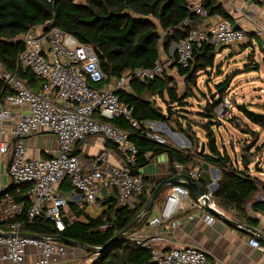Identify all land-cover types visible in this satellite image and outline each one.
<instances>
[{"label": "built area", "instance_id": "2783aa9c", "mask_svg": "<svg viewBox=\"0 0 264 264\" xmlns=\"http://www.w3.org/2000/svg\"><path fill=\"white\" fill-rule=\"evenodd\" d=\"M243 1L249 3L256 0ZM192 3L193 12L207 19L208 10L200 0H193ZM251 13L257 24V33L264 36V23L259 22L257 9L252 8ZM191 22L188 17L184 24ZM245 37L244 29L219 20L209 28L192 31L176 43V64L188 67L195 46L209 43L218 50L237 44ZM20 40L24 46L18 58L20 67L31 71L43 83L39 90H34L17 74L6 69L1 73V78L12 89V93L0 100L1 136L6 132L5 124L15 117L14 111L19 109V113L11 132L12 139L1 141L0 153L12 152L9 175L17 184L27 186L30 202L18 201L14 195L0 197V216L8 222L7 230H0V246L7 247L3 258L14 264H24L29 247L38 249L39 258L35 264H55L70 251L76 255V247L48 237L22 236L21 223L16 219L25 213L29 219H34L46 211L57 230L63 231L68 198L57 190V186L65 179L70 180L74 191L88 204H96L108 191L116 192L120 206L134 208L141 203L143 194L152 190V182L135 168L139 148L130 139V132L112 121L123 118L132 129L166 144L167 140L159 133V123L150 120L139 122L133 116V108L121 102L119 92L131 90L130 82L135 78L150 80L162 75L167 66L159 59L152 67L127 71L109 83L94 48L59 27L37 26L22 34ZM233 106L232 98L225 95L215 106L216 119L228 120ZM41 129L56 136L58 153L50 158H29L25 140ZM91 135L101 136L116 145L124 163L111 161L108 149L88 159L75 153L76 144ZM145 156L148 159L149 153ZM192 167L191 164H175L179 171H191ZM190 176L198 178L199 174L191 171ZM206 196L213 211L202 199L193 203V207L205 212V221L209 225L219 218L227 220L236 216V210L218 205L212 192H206ZM189 198L191 190L188 187L172 185L160 214L149 219L148 224L158 226L170 221L181 201ZM237 227L246 230L242 223H238ZM130 239L149 249L151 260L156 264H211L208 254L198 247L164 249L156 245L160 241L157 237L145 240L134 235ZM249 244L264 252V244L257 237H251ZM96 255L90 257L86 264H91Z\"/></svg>", "mask_w": 264, "mask_h": 264}, {"label": "trees", "instance_id": "16d2710c", "mask_svg": "<svg viewBox=\"0 0 264 264\" xmlns=\"http://www.w3.org/2000/svg\"><path fill=\"white\" fill-rule=\"evenodd\" d=\"M192 1L84 0L78 3L74 0H0V64L25 80L33 89L39 90L42 82L31 71L23 70L18 62L19 54L24 48L20 36L37 26L46 25L47 28L56 26L94 48L101 69L107 74L109 83H112L127 71L154 66L156 61L161 59L162 51L168 53L173 43H179L192 31L202 29L200 25H203L206 19L193 12ZM200 2L208 10V17H220L219 20L228 21L238 28L234 17L225 9L223 2L220 0ZM256 2L264 4V0H256ZM188 17L192 22L185 25L184 21ZM217 53L213 44L203 43L199 47L195 46L188 67L177 66L174 59L177 55L174 53V62L170 65L172 69L177 68L179 75L185 78L187 90L183 93L179 92L176 78L165 70L162 75L154 79H133L130 82L131 90L119 92L120 100L133 108V116L139 122L150 120L164 122L170 126L174 124L177 130L185 133L180 117L176 121L180 128L176 123L170 122L176 111L173 107L177 105L182 111L193 113L186 108L191 105L187 100L196 97V89L200 90L197 79L201 72L206 73L215 67ZM260 69L261 63L250 62L246 65L245 71ZM231 82L232 78L228 77L216 85V90L219 91L218 99L208 98L201 92L205 95L206 105L204 111L197 114L207 121L196 123L207 132L209 153L200 152L201 145L196 147L199 139L193 130L186 133L190 137L192 146L195 144L194 139L197 138L194 152L191 148L181 150L168 143L161 144L154 141L146 137L142 131L132 129L128 121L123 118L114 119L112 123L130 132V139L139 148L135 166L139 170L152 158L164 153L168 155L172 177L178 174L176 163L191 164L195 162L196 157L219 168L221 177L218 188L213 193V199L222 207L236 210L238 222L253 228L258 227L260 223L259 219L253 217V213L264 215V197H262L264 180L253 176L249 168H239L226 147L221 149L218 146L212 129V125L217 123L215 106L227 94ZM34 85L36 87H33ZM10 93H12L10 86L0 78V100ZM159 99L164 103L165 108L158 104ZM239 110L249 122L264 129V114L251 111L244 104L239 105ZM178 115L186 117L185 114ZM185 125L190 128V124ZM249 147L251 150L254 146ZM263 148L264 146L257 151H262ZM146 153H149L148 159ZM244 157L243 163L246 165L249 157L247 154ZM203 184L206 188V184L204 182ZM154 187L152 186L151 189ZM258 193L261 194V199L256 197ZM14 196L18 201L27 200L25 196L19 197L16 194ZM148 196V192L143 194L141 203L134 208L120 206L117 197H110L103 202L104 208L96 216L86 211L87 205L79 211L73 208L76 219L72 221L65 217L66 227L63 231L57 230L46 211H42L34 219H29L25 213L16 220L21 223V233L43 237L61 235L90 246L103 247L137 217ZM150 213L132 232L120 238L104 252L97 254V258L91 264H156L151 260L149 249L130 239L133 233L148 222ZM7 228L8 222L0 216V230ZM258 240L264 244L263 240L260 238ZM86 253L87 257H94L92 252L86 251Z\"/></svg>", "mask_w": 264, "mask_h": 264}, {"label": "crops", "instance_id": "0c3cea01", "mask_svg": "<svg viewBox=\"0 0 264 264\" xmlns=\"http://www.w3.org/2000/svg\"><path fill=\"white\" fill-rule=\"evenodd\" d=\"M220 1L223 2L225 9L234 17L235 25H237L238 28L245 30L246 37L244 39L245 41H243L249 46H251V43L252 46H254L255 44L251 38L253 35H256L258 36L260 42H262V48L264 50V36L257 33V24L254 20L253 14L251 13L252 8H256L258 11L259 22L264 23V4H259L256 1L245 3L243 0ZM219 19L220 17L217 16L208 17L206 20H204L203 25H200V28H209L218 22ZM174 53L175 49L172 51V48L168 53L162 51L161 59L164 62H170L171 64ZM4 69L5 68L0 64V78ZM40 81L43 83L42 80ZM33 87L36 86L34 85ZM14 113L15 117L13 120H10L5 124L6 132L2 136L0 135V143L2 140L12 139L11 132L16 125L15 121L19 113V109H16ZM158 123L160 125L159 133L166 138L168 144L176 149L182 150L191 148L193 152L196 150L197 146L195 144L197 142V138L194 139L195 144L192 146L190 137L187 135V133L177 130L174 124L171 125L170 131L169 129L165 128L167 123ZM167 132L169 133V136L167 135ZM196 136L199 139L198 142H200L201 138L197 132ZM25 143L27 148V156L29 158H50L55 156L59 149L56 136L45 129H41L39 132L28 136L25 140ZM105 149L110 151L111 161L118 164L124 163V158L120 149L101 136L91 135L78 142L75 146V153L84 159H88L96 156ZM12 157L13 154L11 151L5 154L0 153V197L16 194L19 197L25 196L27 198L25 201L29 203L30 198L27 192V186L17 184L9 175L8 171ZM246 164L247 165L244 166H247L246 168H249V172L251 173L253 169L248 165V162H246ZM191 165L193 166L191 171H193L195 174H199L198 178L193 179L200 181L202 184L204 182L206 184V192L214 193L218 188V181L221 177L220 169L199 157H196L195 162L191 163ZM198 165L200 170L196 171L195 168ZM254 168L258 171L259 175H255L253 173L251 174L263 179L262 175H264V163L263 166L261 165L260 169H257L256 166ZM176 170L178 173H187L189 175L191 172L190 170ZM140 171L151 180L152 186H156L163 179L172 177L171 165L166 153L152 158L151 161L145 167L141 168ZM57 190L64 193L68 198L66 217L72 221L76 219L74 214L75 209L79 211L84 205H87L88 208V206H95L100 202L103 210V202L105 200L109 199L110 197H117L115 191H108L105 193V197L98 200L96 204H88L87 202L80 199V195L74 191L69 179L63 180L57 186ZM169 191L170 187L165 190V192L156 200L155 205L150 211L151 213L149 219L160 214ZM191 194L193 195L192 192ZM192 195L191 198L183 199L181 201L177 211L170 221L158 226H151L147 222L131 236H141L145 240H150L153 237H157L160 241L156 243V245H158V247L161 246L164 249H170L173 247H198L208 254L211 264H264V252L249 244V239L251 237H258L250 230L251 227L244 225L246 230H243L238 228L237 225L232 224L230 221H228V219L226 220L222 218H219L212 225H209L205 221V212L193 207V203L197 202V199L194 195ZM73 208L75 209L72 210ZM86 211L88 212L87 209ZM253 217L259 219L260 221L259 226L253 227V229L262 230L264 232V215L256 212L253 213ZM232 220L240 223L238 222L236 216H233ZM76 251V255L70 251L65 256L60 258L55 264H86L87 260L89 259L87 254H85L84 251L80 250L79 248H76ZM6 252L7 247L0 246V264H14L12 261L3 258V255L6 254ZM38 258V249L29 247L27 249V256L24 264H35Z\"/></svg>", "mask_w": 264, "mask_h": 264}, {"label": "rangeland", "instance_id": "374dc122", "mask_svg": "<svg viewBox=\"0 0 264 264\" xmlns=\"http://www.w3.org/2000/svg\"><path fill=\"white\" fill-rule=\"evenodd\" d=\"M74 1L81 3L84 0ZM251 39L255 44L254 46H249L246 42H244V40L231 46H223L217 50L218 53L216 56L215 67L209 69L206 73H200L197 79V84L200 90L196 89V97H192L187 100L191 105L186 108L191 110L193 113L184 112L177 105H174L173 108H175L176 111L170 122L176 123L178 126V122L176 121L180 117V122L184 124L181 126H184L183 128H185V133L193 130L199 134L201 140L197 143V148L200 145L202 147L201 142L203 140L205 143V151L203 153H209V149L207 147V144L209 143L207 132L205 131V128L201 125H197L196 123L207 120L198 114L199 112L202 113L204 111V106L206 105L205 95L208 98L215 95L214 98L218 99L219 91L216 90V85L225 81L228 77H231V87L226 95L232 98L234 104L232 116L228 120L220 121L216 119L217 123L212 125V129L217 139L218 146L221 149L226 147L234 161H237L239 168L247 167H245L243 163L245 159L244 156L247 154L249 158L246 161L253 169L251 173L259 175L258 171L254 167L256 166L257 169H260L261 165L263 166L264 163V148L262 151H257L264 146V129L249 122L239 110V105L244 104L248 106L249 110L259 114H264V50L262 48V42H260L258 36L253 35ZM175 47H172L171 45L170 49L172 48V51H174V49L176 50ZM171 62H173V59ZM250 62L261 63V69L259 71H245L246 65L250 64ZM166 66V72L175 76L179 92H185L187 90L185 78L179 75L177 68L172 69L170 62H166ZM201 92L205 95H202ZM210 93H212L211 96ZM158 104L165 108L164 103L160 99L158 100ZM179 113L185 114L186 117L178 115ZM186 121L190 124V128H187L185 125L187 124ZM165 128L171 131L170 125L167 124ZM167 135L169 136V133ZM256 137L258 138L257 140ZM249 146L254 147L250 150ZM195 169L196 171H199V165ZM262 178L264 179V175H262ZM256 197L261 199L264 197V194L261 197V194L258 193ZM87 210L91 215L96 216L102 210V205L99 202L98 205L88 206ZM83 251L87 254L85 250Z\"/></svg>", "mask_w": 264, "mask_h": 264}, {"label": "water", "instance_id": "95a60500", "mask_svg": "<svg viewBox=\"0 0 264 264\" xmlns=\"http://www.w3.org/2000/svg\"><path fill=\"white\" fill-rule=\"evenodd\" d=\"M176 43L172 44V47H175ZM215 95H213L212 98H214ZM205 151V143L202 142L201 152ZM172 185H183L188 187L195 198L197 200H204L206 206L210 211H213V209L209 208V198L206 196V189L203 186V184L198 181L194 180L189 174L187 173H178L174 177L163 179L160 181L149 193V196L144 203L143 207L141 208L139 214L137 217L120 233H118L114 238H112L105 246L103 247H95L90 246L72 239L64 238L61 235L57 236H47L48 238L61 241L66 243L67 245L74 246L76 248H79L81 250L92 252L93 254H99L104 252L108 247L112 246L115 242L120 240V238L124 237L128 233L132 232L148 215V213L152 210L153 206L155 205L156 200ZM232 224L237 225L238 223L234 220L228 219ZM252 232H254L261 240L264 241V232L262 230L258 229H250ZM22 236H28V237H36V238H42L43 236L35 235L31 233H20Z\"/></svg>", "mask_w": 264, "mask_h": 264}]
</instances>
